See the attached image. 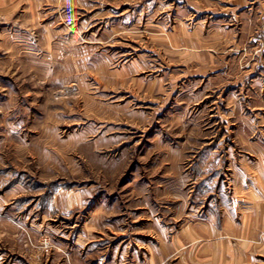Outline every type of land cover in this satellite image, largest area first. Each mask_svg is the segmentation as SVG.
I'll return each mask as SVG.
<instances>
[{
  "label": "rangeland",
  "instance_id": "rangeland-1",
  "mask_svg": "<svg viewBox=\"0 0 264 264\" xmlns=\"http://www.w3.org/2000/svg\"><path fill=\"white\" fill-rule=\"evenodd\" d=\"M227 4L0 0V264H101L70 226L123 229L139 205L175 234L213 200L237 220L260 202L264 46L209 15ZM55 195L84 206L48 221L32 202Z\"/></svg>",
  "mask_w": 264,
  "mask_h": 264
},
{
  "label": "crops",
  "instance_id": "crops-1",
  "mask_svg": "<svg viewBox=\"0 0 264 264\" xmlns=\"http://www.w3.org/2000/svg\"><path fill=\"white\" fill-rule=\"evenodd\" d=\"M223 1L229 3L223 8L225 11L217 12L216 10L209 15L215 18H231L236 22L243 17L246 23L245 28L243 29L242 24H237L236 31L243 34L246 42L254 34L257 35L264 46V0ZM253 71L250 74L251 79L264 81V57L261 60L259 73L254 69ZM12 187L11 184L5 191ZM261 187L263 195L260 202H256L250 209L246 208L241 220H237L240 214L238 217L235 214V217L229 210V206L220 207L221 200H213L205 208H209L211 212H214L212 214H216L215 219L198 216L197 220L189 221L187 218L181 223L177 232L172 234L167 232V225L163 226L154 218L155 213L151 217V210L147 206L139 205L134 212L137 215H147L137 217L138 219L132 221L130 226L121 229L119 227L122 224L119 222L102 221L101 232H97L98 228L93 226L91 221L86 220L75 225L72 223L68 241L70 246L83 247L87 251L98 250V248L103 250L107 246L106 253L100 261L101 264H135L141 256H145V264H173L174 260L175 264H259V261L262 264L264 263V184ZM218 194H220L219 191ZM56 196L50 202L46 201V198L43 199L44 196L32 202L38 212H44L43 216L51 217L48 221H54V215L60 219L67 218L65 214L71 215L80 206H84L82 203L84 196L79 197L75 203L68 204L59 203L56 201ZM25 204L29 207L28 199L23 198H17L11 203L18 207ZM205 208H202V211ZM69 219L72 218L69 217ZM57 220L55 219V222ZM142 226L145 227L143 230ZM142 233L143 236H141ZM104 237L107 240L112 239L113 242L103 246ZM140 244H145L146 248H141ZM119 257L123 263H119ZM128 257L131 260L127 261ZM17 261L15 264L23 262L20 259Z\"/></svg>",
  "mask_w": 264,
  "mask_h": 264
}]
</instances>
